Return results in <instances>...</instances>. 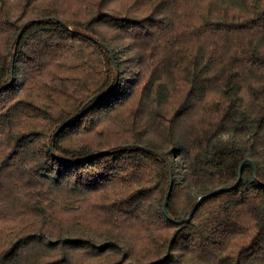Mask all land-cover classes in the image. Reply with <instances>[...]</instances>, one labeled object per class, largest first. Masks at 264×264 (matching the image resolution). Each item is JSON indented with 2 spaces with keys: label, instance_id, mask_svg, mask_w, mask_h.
<instances>
[{
  "label": "trees",
  "instance_id": "trees-1",
  "mask_svg": "<svg viewBox=\"0 0 264 264\" xmlns=\"http://www.w3.org/2000/svg\"><path fill=\"white\" fill-rule=\"evenodd\" d=\"M0 264H264V0H0Z\"/></svg>",
  "mask_w": 264,
  "mask_h": 264
},
{
  "label": "water",
  "instance_id": "water-1",
  "mask_svg": "<svg viewBox=\"0 0 264 264\" xmlns=\"http://www.w3.org/2000/svg\"><path fill=\"white\" fill-rule=\"evenodd\" d=\"M240 169H241V165L239 166V176H238V183H239V181H240V178H241V175H240ZM237 183V184H238ZM170 188H171V183H170V187H169V189H168V192H167V195H166V198H165V201L163 202V204H162V212H163V214L165 215V217L167 218V219H169V217H168V215H167V211H166V201H167V199H168V197H169V194H170ZM171 222L173 223V224H182L183 222H184V219H182V220H180V221H174V220H171Z\"/></svg>",
  "mask_w": 264,
  "mask_h": 264
},
{
  "label": "rangeland",
  "instance_id": "rangeland-1",
  "mask_svg": "<svg viewBox=\"0 0 264 264\" xmlns=\"http://www.w3.org/2000/svg\"><path fill=\"white\" fill-rule=\"evenodd\" d=\"M223 138H226V136H224Z\"/></svg>",
  "mask_w": 264,
  "mask_h": 264
}]
</instances>
